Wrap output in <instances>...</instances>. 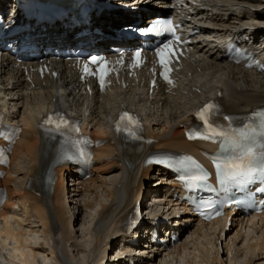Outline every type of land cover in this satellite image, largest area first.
Here are the masks:
<instances>
[{
	"label": "bare ground",
	"instance_id": "obj_1",
	"mask_svg": "<svg viewBox=\"0 0 264 264\" xmlns=\"http://www.w3.org/2000/svg\"><path fill=\"white\" fill-rule=\"evenodd\" d=\"M131 1L138 3L139 10L150 8L153 13L158 11L151 6L153 3L186 6L182 10L183 18L194 25L195 33L190 36L194 42L171 88L160 87L150 95V82L143 70L138 81L121 74L113 80L112 90L106 94L95 90L90 94L67 62L46 58L43 63L51 70L42 78L37 70L31 71L42 64L17 63L11 56H0V100L9 117L21 121L24 127L6 170L7 176L0 180V188H6L9 195L0 214L4 220L0 235L5 245L8 241L12 244L8 250L9 263L41 264L40 258L44 257L53 260L44 264H71L69 243L78 252L83 246L75 227L77 224L83 227L88 219L87 234L93 244L86 264H131L132 261L134 264H226L227 260L230 264L233 261L238 264L237 254L242 256V250L240 246L235 248L234 241L243 236L249 237V254L245 253L242 264H264V214L246 219L237 213L222 222L203 224L186 209L178 218L179 185L167 172H155L154 167L144 166L146 155L157 149L186 151L199 156L200 144L188 142L185 131L193 120L195 109L211 99L220 101L226 112L236 115H246L264 107V75L228 62L223 49L228 37H248L255 43L257 60L264 64V28L258 27L264 23V5L263 9L243 7L236 11L229 6L232 0H197L195 4L189 0ZM238 1L254 6L259 0ZM17 7V3L10 0H0V10H6L8 17H19L14 10ZM134 15L137 14L119 9L107 10L92 15V23L105 35H113L119 25L135 21ZM158 17L153 15L150 19ZM248 25L255 26V30L248 32ZM73 28L68 22L45 24L41 39L44 43L75 44ZM102 37L106 36L96 35L94 45L98 48L119 44L116 41L97 42ZM66 107L84 119L86 129H91L95 138L105 139L107 143L97 149L87 177L75 174L72 168H57L56 183L50 189L42 182L55 163L58 147L42 136L39 126L48 112ZM123 108L141 110L146 115L148 135L157 140L154 146H133L113 134V125ZM113 170H117L116 178H107ZM153 179L158 180L155 184H160L159 187H150ZM73 195L78 197L75 201L77 211L73 208ZM102 197L105 200L102 201ZM149 197L160 203L157 206L161 209L172 210L173 224L165 225V233L178 234V239L172 242L164 237L166 242L158 244L149 236L145 244L140 241L136 245L135 254L139 250V257L127 255L131 238L119 235L122 225L137 198L145 201ZM155 211L156 220H163V210ZM229 221L232 224L228 228ZM152 225V222H145V227L155 229ZM162 231L163 228L159 229ZM38 232L43 236L42 242ZM140 236L146 237L143 233ZM47 239L49 247L45 246ZM224 241L223 248L220 244ZM115 249L119 254L112 263L109 256ZM222 253H226V260ZM123 256L127 260H122Z\"/></svg>",
	"mask_w": 264,
	"mask_h": 264
},
{
	"label": "snow or ice",
	"instance_id": "obj_2",
	"mask_svg": "<svg viewBox=\"0 0 264 264\" xmlns=\"http://www.w3.org/2000/svg\"><path fill=\"white\" fill-rule=\"evenodd\" d=\"M155 32L169 31L172 32L171 21H162L154 25L152 28ZM174 54L171 46L165 44L158 52L159 62L165 70H169V63L171 55ZM140 53L137 52L136 56L139 57ZM94 64H106V62L93 60ZM84 71L88 74H94L90 72L87 65ZM101 73L100 79L103 83L104 76L107 74V68L98 69ZM166 80L168 76L165 74ZM169 83L171 81L169 80ZM216 106L213 104L206 105L201 112L198 114L199 118L208 124L210 118L215 111ZM250 123L246 124L237 134L227 136L222 132H217L211 129L210 136L221 135L225 136V139L230 142L232 147L236 150L235 155L232 159L227 160L225 163H217V168L225 172L232 179L237 177H251L254 170H259L264 173V110L254 113L253 116L249 117ZM47 124L53 128L60 130L67 128V121L63 117L56 115H50L46 121ZM139 127V121L129 113L125 112L120 117V124L117 126L118 131H127L129 135L134 134V130ZM259 143V148H256V144ZM200 177H193V181L199 180Z\"/></svg>",
	"mask_w": 264,
	"mask_h": 264
},
{
	"label": "rangeland",
	"instance_id": "obj_3",
	"mask_svg": "<svg viewBox=\"0 0 264 264\" xmlns=\"http://www.w3.org/2000/svg\"><path fill=\"white\" fill-rule=\"evenodd\" d=\"M130 1L131 0H128L127 2H130ZM237 1L236 0H232L230 2L231 4L229 5L231 8H233V10H236V11L240 10L239 8H243V7L248 8V9H251V10H257L258 8L259 9H263V7H261V6L264 5V0H259L256 4H254V6H249L247 4L245 5V4H242L243 3L242 1H238V2ZM239 2L241 4H238ZM259 27H260V25H259ZM110 176H111V178L115 179L116 176H117V170H113L109 174H107V178H109ZM156 182L158 183V180L156 181V179L150 180V182H149L150 187L151 188H157V187H159L160 184H155ZM72 199L71 200L73 202V208L76 207L75 210L77 211L78 210V207H77L78 204H76L77 202L75 203V201H76V199H78V197H76V196L73 195L72 196ZM101 200L103 201L105 199L102 197ZM149 200H152V199L149 197ZM149 200L148 199L145 200V202H144V207L145 208H146V205H147V203H148ZM79 201H80V199H79ZM154 208L157 209V210H163L164 211V214L163 215L167 214L166 213V210L167 209H161L160 206H155ZM170 212H172V211H169L168 213H170ZM34 219L35 218L32 217V220H34ZM2 228H3V223L0 221V231H1ZM75 228H76V231H77V238L82 243L83 246H82V251L81 252H78L73 247H71L70 246V243H69V250L72 252V257L70 258L71 259L70 262H71V264H86V262L88 260V251H89V249L91 248V246L93 244L92 238L90 237V235L87 234V229L89 228V220L88 219L86 220V224L83 227H80L79 228V225L77 224ZM37 236L40 237V241L42 242L43 241L42 234L40 232H38ZM33 238H36V237H33ZM212 239H213V242H214L216 238L213 236ZM4 241H5L4 238L1 236L0 237V264H10L9 263V256H8L9 251L8 250L11 249L12 244H10V242L8 241L7 242L8 243L7 244L8 246H7V245H5ZM234 244L236 245V247H235L236 249H238L239 246H240V251L242 250L241 251L242 256H240V254H237V258H236V262L238 264H242V262H243V256L245 255V253L249 254V250L247 249V246L249 244V237L248 238H246L244 236H243V238L240 237L239 239H237V240L234 241ZM221 245L224 248L225 245H226V242L224 241V243L221 244ZM45 246L49 247V240L48 239L46 240ZM208 247H211V245H209ZM214 251H216V248H214ZM224 251L226 252V250H223V252ZM108 252H110V248H109ZM222 254H223L222 255V258L224 260H226V258H227L226 253H222ZM116 255H117V250L115 249V250L111 251V255L109 257L111 259H114ZM40 259H41V261H42L43 264L46 263V262L47 263H52L53 262V260L50 259V258L48 260H45L44 257H41ZM125 260H127V259H125ZM232 263L234 264V261ZM226 264H230L228 262V260L226 261Z\"/></svg>",
	"mask_w": 264,
	"mask_h": 264
}]
</instances>
